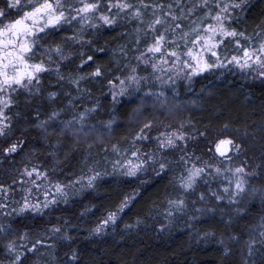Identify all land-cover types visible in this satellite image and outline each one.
Here are the masks:
<instances>
[{
	"label": "snow or ice",
	"instance_id": "6c2138e0",
	"mask_svg": "<svg viewBox=\"0 0 264 264\" xmlns=\"http://www.w3.org/2000/svg\"><path fill=\"white\" fill-rule=\"evenodd\" d=\"M251 7V0H0V163L20 157L22 165L14 169L18 176L11 183H0V253L7 264H29L32 257L36 264H80L76 251H66V259L59 255L73 240L66 231L68 221L48 220L43 231L35 233L23 221L43 218L60 203L68 204L94 189L109 175L107 166L111 174L136 180L174 173L173 192L165 193L163 208L153 206L163 216L160 231L184 220L197 239H215V232L201 234L195 225L199 217L215 215L223 205L225 231L219 243L226 257L233 255L231 245L243 239L228 227L233 215L247 217L256 200L264 206V152L257 163L248 145L251 134L228 123L208 141L211 129L200 132L191 117L176 118L199 107L201 99L182 98L185 81L191 92L197 77L235 68L254 73L264 83V20L251 33L241 27L247 24ZM127 25L131 29L120 33L124 43L115 49L99 46L101 28ZM98 53H111L107 65L98 62ZM73 64L75 68L65 75L64 69ZM88 67L93 70L86 71ZM50 75H55L60 91L48 92L47 101L56 105L63 96L67 102L42 112V103L33 102L44 96L43 80ZM88 84H99L100 96H94ZM107 98L110 104L101 102ZM122 98L136 105L127 125V147L119 142L109 147L105 139L114 134V126L121 127L116 105L123 104ZM32 130L40 137L38 147L27 135ZM260 131L264 133V126ZM199 139L206 141L203 155H196L191 146L196 141L198 147ZM67 141L77 146L70 149L73 152L87 145L81 154L87 172L81 168L79 174L61 180V152L69 147ZM40 148L48 153L46 161L32 163ZM93 148L101 152L94 155ZM146 183L147 179L141 180V187ZM201 187L205 190L198 191ZM138 195L125 196L115 211H108L89 230L90 235L104 234L110 226L114 230ZM141 223L137 219L135 226ZM243 246L249 258L245 264H255L251 258L264 249V216L249 227Z\"/></svg>",
	"mask_w": 264,
	"mask_h": 264
},
{
	"label": "trees",
	"instance_id": "16d2710c",
	"mask_svg": "<svg viewBox=\"0 0 264 264\" xmlns=\"http://www.w3.org/2000/svg\"><path fill=\"white\" fill-rule=\"evenodd\" d=\"M251 4L252 7L247 10L245 17L247 24L241 25V27L246 26L250 33L257 23L264 20V0H251ZM131 27V25H127L125 27L118 26L114 29L101 28L98 36L99 46L107 45L109 49L117 48L119 44L125 42L120 39L121 31L130 30ZM64 35H70V33L66 32ZM83 51L86 52L87 49L85 48ZM110 56L111 53H98V62L107 65ZM73 68H75V64L69 65L67 69H64V74L68 75ZM92 70V67L86 68L88 72ZM183 84L185 87L181 89L182 98L199 95L201 99L199 100V107L184 112L176 119L187 121L191 117L195 129L200 132H204L206 128L211 129V134L207 138L208 141H211L215 130L224 123H228L233 128H239L241 132H249L252 138L248 141V145L254 151V159L258 163V158L264 152V133L260 131V127L264 126V83L254 73H241L233 68L232 70L221 69L197 77L191 92L187 90V82L185 81ZM55 85V75L47 76L43 80L44 96H38L33 102L36 105L42 103V112L44 109H50L67 102L63 96L59 98L56 105L47 101L48 92L60 91ZM84 86L82 85V87ZM86 86L92 89L94 96H100L99 84ZM103 90L105 93L108 91L107 87ZM122 99L123 104L116 105L117 122L121 127L114 126V134L105 139V143L109 147L117 142L121 144V147H127V144L124 143L129 133L127 125L131 121L132 109L136 105L128 98ZM101 102L110 104V98L102 99ZM157 115L160 120H163V117ZM101 118L108 119L107 116ZM95 122L92 121V123ZM164 122L171 123L173 121L164 120ZM137 130L138 128L132 129L133 132ZM155 134L154 132L153 135ZM27 135L33 141L32 146L38 147L40 140L38 133L32 130ZM205 143L204 139H199L197 147V142H192L191 146L196 155H203ZM67 144L69 147L64 148L61 152L64 168V174L60 176L61 180H65L73 173H80L81 168H84L81 154L87 151V145H80V151L73 152L70 149L77 146L71 141H67ZM92 152L95 155L101 150L93 148ZM249 155H253V152H249ZM47 156L48 153L40 148L31 158V162L44 163ZM204 159L207 160L209 157L205 155ZM19 160L20 157H17L14 162L0 163V183H11L12 179L18 176L14 169L22 168ZM239 162L236 161V163ZM45 167H49V165L46 164ZM107 170L109 175L97 181L94 189L73 197L68 204L60 203L43 218L38 217L35 221L27 219L23 223L35 233L43 231L48 220L55 222L57 218H63V220L68 221L66 231H70L73 240L70 242V248L69 244L66 243L59 255L66 259L64 255L66 251L69 254L71 251H76L80 254V264H245L249 259L245 255L243 240L248 238L249 227H254L260 217L264 216V206L259 200L252 203L247 217L239 219L233 215V223L228 227L235 229L237 234H242L243 239L240 244L231 245L233 255L226 257L219 243L220 235L225 231V225L221 222L220 215L221 211L224 210L223 205L217 209L215 215L206 214L199 217L200 222L195 225L196 229L202 230L201 234L203 232H215V239H197L191 224H185L184 220H179L175 226L166 231H160L159 223L163 221V216L157 215L153 206L157 205L161 209L163 208L165 193L173 192L174 173L169 172L159 179L141 176V180H148V183L141 187V180L124 177L118 173L111 174L110 166H107ZM84 171L87 172V169L84 168ZM252 183L254 186H259L256 181ZM211 187L214 189L216 185L212 184ZM204 190L203 187L198 189V191ZM137 192L139 195L136 196L129 208L125 209L114 230L110 226L104 234L90 235L89 230L95 229L108 211H115L125 196H131ZM191 199L195 198L192 197ZM197 206L200 207L201 205ZM85 209H89V211L81 217L80 214ZM137 219L142 221L138 227L135 226ZM186 219L187 217H185ZM223 220L227 221L228 217L224 216ZM126 224L133 225V227L126 229ZM33 239H35V235ZM262 257H264V249L257 251L251 259L255 264H261ZM0 262L7 264L3 253H0ZM29 264H36V258L32 257Z\"/></svg>",
	"mask_w": 264,
	"mask_h": 264
}]
</instances>
